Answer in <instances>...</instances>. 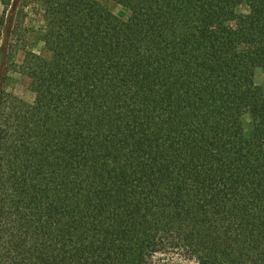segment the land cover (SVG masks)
Listing matches in <instances>:
<instances>
[{
    "label": "trees",
    "instance_id": "16d2710c",
    "mask_svg": "<svg viewBox=\"0 0 264 264\" xmlns=\"http://www.w3.org/2000/svg\"><path fill=\"white\" fill-rule=\"evenodd\" d=\"M38 1L48 57L23 61L37 90L14 114L25 163L0 176V264H264V0H113L129 20Z\"/></svg>",
    "mask_w": 264,
    "mask_h": 264
},
{
    "label": "rangeland",
    "instance_id": "374dc122",
    "mask_svg": "<svg viewBox=\"0 0 264 264\" xmlns=\"http://www.w3.org/2000/svg\"><path fill=\"white\" fill-rule=\"evenodd\" d=\"M12 0H0V16L5 9H10ZM111 13L122 20L131 19V12L126 7L113 0H99ZM42 6L38 0H20L14 13L12 26L13 34L8 43L3 42L2 27L0 26V46L3 44V53L0 52V104L4 107V118L8 129L6 139L3 140L0 151V176L2 172L14 171L17 164L25 163L29 152L26 149L28 141L20 137L17 131L14 114L22 104L33 102L36 94V84L24 72V57L26 53L32 52L44 58L48 57V52L44 43L40 40V28L44 25L42 18ZM248 16V4L243 2L236 8L238 20H246ZM256 44H239L238 51L249 52L258 48ZM254 83L260 87L264 93V67L255 70ZM25 108V106H24ZM246 135L251 133V121L249 116L242 118ZM20 135V136H19ZM23 145V146H22ZM16 163L13 166L8 163ZM23 169V168H22ZM155 264H197L183 253L176 250H168L158 253L154 257Z\"/></svg>",
    "mask_w": 264,
    "mask_h": 264
}]
</instances>
